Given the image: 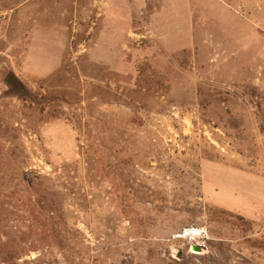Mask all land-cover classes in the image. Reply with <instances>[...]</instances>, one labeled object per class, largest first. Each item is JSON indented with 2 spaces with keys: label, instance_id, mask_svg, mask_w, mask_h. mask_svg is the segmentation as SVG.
I'll list each match as a JSON object with an SVG mask.
<instances>
[{
  "label": "rangeland",
  "instance_id": "rangeland-1",
  "mask_svg": "<svg viewBox=\"0 0 264 264\" xmlns=\"http://www.w3.org/2000/svg\"><path fill=\"white\" fill-rule=\"evenodd\" d=\"M0 264H264V0H0Z\"/></svg>",
  "mask_w": 264,
  "mask_h": 264
},
{
  "label": "trees",
  "instance_id": "trees-1",
  "mask_svg": "<svg viewBox=\"0 0 264 264\" xmlns=\"http://www.w3.org/2000/svg\"><path fill=\"white\" fill-rule=\"evenodd\" d=\"M5 81L10 85L12 89L17 91L19 94L26 96L27 93L22 86L21 82L18 80V78L11 72H8L4 76Z\"/></svg>",
  "mask_w": 264,
  "mask_h": 264
},
{
  "label": "built area",
  "instance_id": "built-area-1",
  "mask_svg": "<svg viewBox=\"0 0 264 264\" xmlns=\"http://www.w3.org/2000/svg\"><path fill=\"white\" fill-rule=\"evenodd\" d=\"M197 228L195 227H187V228H184L181 233H178L177 236L178 237H183V236H187V235H193L192 232L193 231H196Z\"/></svg>",
  "mask_w": 264,
  "mask_h": 264
},
{
  "label": "bare ground",
  "instance_id": "bare-ground-1",
  "mask_svg": "<svg viewBox=\"0 0 264 264\" xmlns=\"http://www.w3.org/2000/svg\"><path fill=\"white\" fill-rule=\"evenodd\" d=\"M193 235H198L199 233L197 231L192 232ZM199 236V235H198Z\"/></svg>",
  "mask_w": 264,
  "mask_h": 264
},
{
  "label": "water",
  "instance_id": "water-1",
  "mask_svg": "<svg viewBox=\"0 0 264 264\" xmlns=\"http://www.w3.org/2000/svg\"><path fill=\"white\" fill-rule=\"evenodd\" d=\"M198 248V247H197Z\"/></svg>",
  "mask_w": 264,
  "mask_h": 264
}]
</instances>
